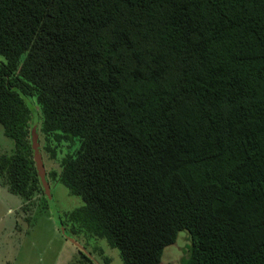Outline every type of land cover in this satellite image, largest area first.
Wrapping results in <instances>:
<instances>
[{
	"label": "trees",
	"instance_id": "trees-1",
	"mask_svg": "<svg viewBox=\"0 0 264 264\" xmlns=\"http://www.w3.org/2000/svg\"><path fill=\"white\" fill-rule=\"evenodd\" d=\"M0 58L21 213L45 198L34 131L70 149L45 174L81 200L70 237L161 264L186 230L180 264H264V0H0Z\"/></svg>",
	"mask_w": 264,
	"mask_h": 264
},
{
	"label": "rangeland",
	"instance_id": "rangeland-1",
	"mask_svg": "<svg viewBox=\"0 0 264 264\" xmlns=\"http://www.w3.org/2000/svg\"><path fill=\"white\" fill-rule=\"evenodd\" d=\"M1 61L4 60L0 58ZM38 142L40 149L44 146V139L40 134ZM12 150L13 141L4 135L0 125V155L11 154ZM69 151L70 149L64 146L57 153V160H53L43 149L40 150L45 172L59 173L60 159L64 152L66 154ZM48 182L49 196L45 195L41 208L36 206L29 215L21 213V199L0 184V264H69L78 259V250L61 234L55 216L66 222L65 213L80 206L81 200L71 196L61 183L50 179ZM44 204L48 207H44ZM66 229L67 235L70 236L69 223H66ZM75 238L87 252L95 253V261L98 264H101V258L96 251H102L104 256L109 258L110 264H123L118 251L110 248L104 240L84 235ZM190 243L188 231H180L175 243L165 248L161 264H180V259L187 254Z\"/></svg>",
	"mask_w": 264,
	"mask_h": 264
},
{
	"label": "water",
	"instance_id": "water-1",
	"mask_svg": "<svg viewBox=\"0 0 264 264\" xmlns=\"http://www.w3.org/2000/svg\"><path fill=\"white\" fill-rule=\"evenodd\" d=\"M32 138H33L32 149H33V156H34L36 171H37L38 176L41 180L42 186H43L44 191H45V195L49 196V186H48L46 179H45V172H44L43 163L41 160V153L39 152V149H38V143L36 141L37 137H36L34 131L32 132ZM55 219L58 220V218H56V216H55ZM58 222H59V220H58ZM59 227H60L61 234L68 241H70L76 247V249H78L80 252H82L86 256L91 257L88 254V252L85 250V248L76 239L67 235L65 228L60 224V222H59Z\"/></svg>",
	"mask_w": 264,
	"mask_h": 264
},
{
	"label": "flooded vegetation",
	"instance_id": "flooded-vegetation-1",
	"mask_svg": "<svg viewBox=\"0 0 264 264\" xmlns=\"http://www.w3.org/2000/svg\"><path fill=\"white\" fill-rule=\"evenodd\" d=\"M37 143H38V141H37ZM38 146H39V143H38ZM39 152H40V150H39ZM33 160H34V156H33ZM41 160H42V156H41ZM35 163V162H34ZM42 163H43V161H42ZM43 168H44V165H43ZM44 172H45V170H44ZM45 174H46V172H45ZM45 179H46V177H45ZM46 182H47V180H46ZM47 184H48V186H49V183L47 182ZM44 195H45V193H44ZM39 208H41V206H38ZM58 218V217H57ZM66 229V228H65ZM79 242V241H78ZM80 243V242H79ZM81 244V243H80ZM78 250V249H77ZM86 250V249H85ZM79 251V250H78Z\"/></svg>",
	"mask_w": 264,
	"mask_h": 264
},
{
	"label": "clouds",
	"instance_id": "clouds-1",
	"mask_svg": "<svg viewBox=\"0 0 264 264\" xmlns=\"http://www.w3.org/2000/svg\"><path fill=\"white\" fill-rule=\"evenodd\" d=\"M75 239V238H74Z\"/></svg>",
	"mask_w": 264,
	"mask_h": 264
}]
</instances>
